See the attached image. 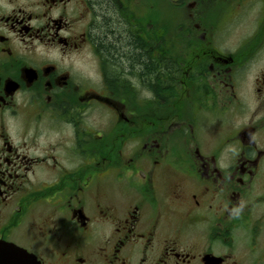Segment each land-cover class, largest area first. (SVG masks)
<instances>
[{
  "label": "flooded vegetation",
  "instance_id": "1",
  "mask_svg": "<svg viewBox=\"0 0 264 264\" xmlns=\"http://www.w3.org/2000/svg\"><path fill=\"white\" fill-rule=\"evenodd\" d=\"M155 6L0 0V245L264 264V0Z\"/></svg>",
  "mask_w": 264,
  "mask_h": 264
},
{
  "label": "water",
  "instance_id": "2",
  "mask_svg": "<svg viewBox=\"0 0 264 264\" xmlns=\"http://www.w3.org/2000/svg\"><path fill=\"white\" fill-rule=\"evenodd\" d=\"M0 264H39L35 258L11 243L0 245Z\"/></svg>",
  "mask_w": 264,
  "mask_h": 264
},
{
  "label": "rangeland",
  "instance_id": "3",
  "mask_svg": "<svg viewBox=\"0 0 264 264\" xmlns=\"http://www.w3.org/2000/svg\"><path fill=\"white\" fill-rule=\"evenodd\" d=\"M152 2L156 3L155 9H157V13L159 16V0H152ZM167 19L169 23H176V11L170 5L168 6L167 10Z\"/></svg>",
  "mask_w": 264,
  "mask_h": 264
},
{
  "label": "trees",
  "instance_id": "4",
  "mask_svg": "<svg viewBox=\"0 0 264 264\" xmlns=\"http://www.w3.org/2000/svg\"><path fill=\"white\" fill-rule=\"evenodd\" d=\"M134 58H132V60H133ZM136 60H138V59H136Z\"/></svg>",
  "mask_w": 264,
  "mask_h": 264
}]
</instances>
